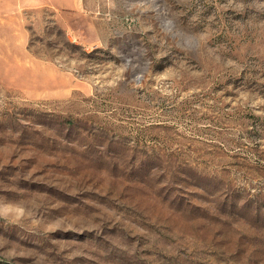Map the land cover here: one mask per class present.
<instances>
[{
    "label": "rangeland",
    "instance_id": "374dc122",
    "mask_svg": "<svg viewBox=\"0 0 264 264\" xmlns=\"http://www.w3.org/2000/svg\"><path fill=\"white\" fill-rule=\"evenodd\" d=\"M0 0V264H264V0Z\"/></svg>",
    "mask_w": 264,
    "mask_h": 264
},
{
    "label": "crops",
    "instance_id": "0c3cea01",
    "mask_svg": "<svg viewBox=\"0 0 264 264\" xmlns=\"http://www.w3.org/2000/svg\"><path fill=\"white\" fill-rule=\"evenodd\" d=\"M56 0H54L52 3H54Z\"/></svg>",
    "mask_w": 264,
    "mask_h": 264
}]
</instances>
